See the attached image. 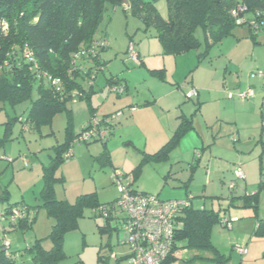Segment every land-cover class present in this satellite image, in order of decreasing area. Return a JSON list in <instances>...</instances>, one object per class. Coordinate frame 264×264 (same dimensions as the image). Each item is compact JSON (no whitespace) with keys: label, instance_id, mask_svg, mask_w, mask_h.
Returning <instances> with one entry per match:
<instances>
[{"label":"rangeland","instance_id":"374dc122","mask_svg":"<svg viewBox=\"0 0 264 264\" xmlns=\"http://www.w3.org/2000/svg\"><path fill=\"white\" fill-rule=\"evenodd\" d=\"M155 5L160 15L165 18L167 16L166 0H156ZM252 34L254 32L248 25H237L231 35L208 49L205 34L201 28H198L196 37L201 45L181 55H173L165 52L156 37L154 25H147L145 20L130 12L129 9L125 12L122 7L116 11L110 8L96 35L97 38L105 37L109 41V47L103 53L107 66L99 72H96L95 68L90 79H81L87 88L94 83V89L98 93V99H94L95 107L109 96L110 88L107 86V79L111 76H117L128 82L130 87L128 97L131 96L134 99L144 96L146 89L150 86L155 88L154 83L162 82L169 85L170 82H174V89L181 87L180 92L175 94L178 97L174 99V104L181 101L179 114L182 110L185 112L188 110L185 107L191 110V106H194L196 109L197 96L193 100L185 96L193 88L221 90L220 94L213 93L212 96L208 94L207 96L209 100L223 102L232 100H228L229 93H237L240 91L238 90L240 86H243L241 90L250 86L255 88L256 96L245 100L238 96L234 98V102H241L243 105L238 111L226 109V118L236 120L240 129L239 132L230 134L233 132H229L230 128H223L225 138L234 139L232 145L236 150L225 149L223 152L218 150L217 158H214L211 163L222 171L221 161L225 159L229 164L230 172L222 177V181L217 182L219 188L215 195L206 193L204 198L198 195L194 200V206L200 207L199 202L204 199L205 208L219 214L220 222L213 226L210 237L216 250L228 259L226 264H264V234H255L258 221L264 220V192L258 194L257 209L244 207L242 202L237 201L235 205L231 204L232 197L255 194L258 184L261 179H264V77L260 76V74L264 76V32L258 31L257 35L254 34V38ZM131 43L135 44V49L138 50L137 47H139L142 51L141 57L138 54V61L130 56ZM206 50L208 55L201 59L200 54ZM140 59L145 60L143 65L139 63ZM80 63L85 72L93 68L87 62ZM155 70H163L166 82L153 75ZM126 97L125 93L123 98ZM32 98L37 99L36 90L32 93ZM30 105L31 99L15 105L0 101V195L7 189L11 195V203L23 202L29 207L30 216L35 218L33 231L25 234L5 233L3 230L8 228V221L0 220V240L6 239L13 250L24 247L26 242L43 239L50 234L54 221L49 218L46 210L41 208L44 166H47L55 155L54 147L65 142L69 121L72 120L74 134L80 133L88 122L89 111H91L88 101L77 99L68 104L72 118L67 112H61L53 118L50 125H44L39 131H34L30 128L26 129L21 119H18L26 120ZM176 111L175 109L174 117L178 114ZM131 118L130 113L126 115V119ZM138 130L137 126L125 128V132L131 133L137 142H142ZM120 131H117V134ZM9 136L10 140H8ZM224 143L226 146L227 142ZM120 145L123 146L124 141L118 134L115 143L109 145V149H113L111 152L114 166L102 167L95 157L102 153L103 143L96 142L89 145L76 143L73 148L74 157L64 162L57 171V175L62 176L63 181L58 182L54 187L56 197L59 200L75 203L79 196L95 193L101 204L114 201L119 195L113 179L115 167L117 172L131 176L133 188L139 191L142 190L140 182L137 183L140 179L141 183L147 184L150 188L174 191V188L179 185L177 180L181 178L183 170L190 173L197 170L198 177L195 183L198 187L204 185L200 177L207 174V161L199 168L198 162L185 164L175 161L174 156L170 161L168 159L160 163L141 164L143 152L156 151L151 149L145 151L143 147H136V145L130 148L118 147ZM198 148L201 149L202 146ZM242 156L243 159H241ZM192 164L195 166L193 170H191ZM234 164L237 167L240 166L248 176L244 180H237V193L230 189L231 181L228 179L232 177L234 179V175H231ZM138 168L140 169L138 177L135 178L133 174ZM177 174L180 175L175 177ZM206 187L209 188L207 185ZM2 209L3 206L0 207V211ZM224 219L231 221V225H234L233 229L222 225L221 221ZM110 224L108 233L101 232V227L107 226L106 220L88 209L85 217L79 219L78 227L65 235L64 264H101L99 257L109 256L111 253H115L118 258L127 256L130 253V246L125 243L122 225L118 221H111ZM43 243L46 249L53 247L50 239L44 240ZM236 246L246 247L248 254L241 255L236 250ZM197 255L207 260H198L195 258ZM24 258L27 262L31 260L29 255ZM193 258L195 260L191 263L187 262ZM211 259H214V254L211 252L181 249L178 260L171 264H214ZM120 264H129L128 259H123Z\"/></svg>","mask_w":264,"mask_h":264},{"label":"trees","instance_id":"16d2710c","mask_svg":"<svg viewBox=\"0 0 264 264\" xmlns=\"http://www.w3.org/2000/svg\"><path fill=\"white\" fill-rule=\"evenodd\" d=\"M155 1L0 0V101L15 105L31 99L26 120L18 119H21L25 128L34 131H39L44 125H50L53 118L61 112H67L72 118L68 104L77 99L88 101L92 111V117L80 133L74 134L72 120L69 121L65 142L54 147L55 155L50 163L44 166L41 208H44L49 218L54 221L50 234L46 238L26 242L25 246L18 250H13L11 245L7 248V240L1 239L0 264H64L65 235L78 227L79 219L85 217L88 209L100 217H103L102 209H108L109 217L104 218L107 226L101 227L103 233L109 232L111 221H118L113 215L112 206L120 195L114 201L101 204L96 194L90 193L81 195L75 203H70L59 200L54 191L55 185L63 181L57 171L64 162L74 157L75 144L94 123H97L100 130L107 131V138L84 144L103 143V151L95 157L96 161L102 167H112L107 142L120 122V118L113 119L119 112L103 117L95 116L96 107L92 105V97L96 94L94 83L87 88L81 81L90 79L95 68L96 72H99L107 66L103 53L109 44L101 47L100 43L105 37L100 39L96 35L110 8L116 11L122 7L125 12L129 9L145 20L147 25H154L156 37L165 52L173 55H181L201 45L196 37L198 28L205 34L208 49L231 35L237 25H248L256 35L258 31L264 32V0H166L165 18L160 15ZM241 19L244 21L240 22ZM254 34L252 38L255 37ZM207 55L206 50L200 57L202 59ZM81 61L91 64L93 68L85 72ZM139 63L144 64L141 60ZM153 75L166 82L163 70H155ZM53 80H58L59 84L53 85ZM125 82L124 79L111 76L107 79V86L110 91L113 88H123L122 94L115 92L121 97L127 92ZM34 90L37 91L35 100L32 98ZM198 111L199 107L196 112ZM192 118L193 116L181 115L180 123L172 137L156 152H143L141 164L167 161L182 137L194 130ZM194 168L195 166H192L191 169ZM139 170L138 168L134 172L135 178L138 177ZM134 191L140 192L135 189ZM261 192H264V179H261L255 194L232 197L231 204L235 205L237 201L242 202L244 207L257 209L258 194ZM2 193L0 207L3 206V209L0 211V220L8 221L9 225L3 231L21 234L33 231L35 218L30 216L29 207L23 202L11 203V195L7 189ZM18 208L20 213L17 215L15 211ZM178 218L174 256L164 264L177 261L178 255L175 253H179L181 249L211 252L214 254V259H211L214 264H226L228 259L216 250L210 237L213 226L220 222L218 213L205 207H194L190 203L189 207L180 212ZM118 222L121 224V221ZM255 234H264L263 219L258 221ZM46 239L52 241L51 249L44 247L43 241ZM26 255L31 257L28 262L24 258ZM109 256H100L99 260L108 259ZM195 258L207 260L201 255ZM195 258L187 262L191 263Z\"/></svg>","mask_w":264,"mask_h":264},{"label":"crops","instance_id":"0c3cea01","mask_svg":"<svg viewBox=\"0 0 264 264\" xmlns=\"http://www.w3.org/2000/svg\"><path fill=\"white\" fill-rule=\"evenodd\" d=\"M137 48H138L137 50L138 54L141 57L142 51L139 47ZM140 60L145 63L144 59H140ZM170 83L171 84L169 85H165L166 83H162V82L159 83L160 85L154 83L155 88H152L150 86L149 88L146 89L147 91L144 96H142L141 98L138 97L137 99L136 98L134 99V97L131 96L128 97L130 95V87L128 82H125L124 84L127 86V92H126L127 97L123 98V95L119 97L118 95L110 91L109 96H107V99L103 101L100 105L96 106L95 116L103 117L117 112L121 113L120 122L116 127L114 134L110 137V139L107 142L108 148L109 145H113L115 143L116 136L120 134V137L124 141V145L123 146L120 145L118 147L130 148L131 146L134 147L136 145V147L138 146L143 147L145 151H149V149L154 151L159 150L174 134L175 130L177 129L180 123L179 117L181 115L188 117L193 116L192 120H193L194 130L189 131L182 137V139L178 144V147L175 148L170 153L169 161L172 159L173 156L175 158L174 159L175 161L181 163L184 162L185 164L187 163L191 164L193 161H195V163L198 162L197 163L198 168L202 167V165L205 164L207 161L208 163L207 174L206 176L202 175L200 177L201 183L204 184L203 187L202 186L198 187L197 184L195 183V180L198 177L197 170L193 173H190V171L187 172L183 170L182 171L183 173L181 175L177 174L175 177L180 175L181 178L177 180L179 182V185L174 188V191H167L166 189H161V188H150L147 184L141 183V179L140 181L138 180L137 183L140 182V185L142 186V190L140 192L142 193L159 196L160 199L164 201L190 200V203L194 206V200L196 196L202 195L201 198H204L206 193L207 194L214 193L215 195L217 193V188H219L217 182L222 181L221 180L222 177H225L227 175L226 173L230 172L228 171V169L230 168L228 167L229 164L225 159H222L221 161L222 163L221 166L223 167L222 171L219 170L220 168L219 169L215 168V166L211 163V161H213L214 158H217L216 156L219 154L218 150H220V152H223V150L225 149H228L229 151L236 150L235 146L232 145V143L234 144V139L233 138L226 139L225 138L226 134L223 132V128L225 127L230 128L231 130H229V132L233 131L230 132V134H233L234 132H239L240 129L238 122L236 120H231L226 118V109L231 108L233 111H238V109L240 107H243V105L241 102H234L233 101L234 98H237V96L239 97V93L246 91L249 88H252L255 91V88L250 86L245 90H241L243 89V86H240L238 89L240 91L234 94L232 93L233 98H229L228 96V100L230 99L232 100L225 102L220 100L208 99L209 97L207 96V94L210 96H212L213 93L220 94L221 90L216 91V90H210L208 88H200V89L193 88L198 92L197 98L199 105H196V109L194 108V106L190 105L191 110L185 107V109L188 110L186 112L185 110H182L181 114H179L180 113L179 107H181V101H178L176 102V104H174V99L178 97L175 96V94L176 92H180L181 87L174 89V82H170ZM193 89L189 90L187 93H189ZM254 96H256V92ZM94 99H98V93L94 94V96L92 97L93 106L96 105ZM256 102L259 103L260 101L256 100ZM215 106H217L216 109H213V107L215 108ZM198 107L200 108V111L196 112ZM175 109L177 110L176 112L178 114H176V116L174 117ZM89 112H90L89 117L91 118L92 111ZM129 113H130V117H132L130 120L126 119V115H129ZM90 118L88 120H90ZM124 118L125 120H123ZM124 123L125 125L123 126ZM129 126H133V128H135L136 126L138 127L139 129L138 131L140 132V135L142 137L141 138L142 142L139 141L137 142L132 137L133 135L131 133L125 132V128L126 129L129 128ZM119 130L121 131L117 134V131ZM224 142H227L226 146H224L225 144ZM199 146H202V148L199 149L198 148ZM111 150L113 149L110 148L109 151L111 155L112 166H114L113 165L114 160ZM228 150L226 152H228ZM241 159H243V156ZM192 166L193 164L191 165V168ZM236 167L237 165L234 164V166L231 168L232 171L231 175L232 174L234 175L235 180L233 179V177L228 179L231 181V183L233 182L236 183L237 190L235 189L234 191L237 193L238 183L236 182V176H235ZM114 170L118 171L116 167L114 168ZM142 176H143V172H142ZM128 177L131 179V176L128 175ZM246 178H248V176L245 173V179ZM225 179L227 180V178ZM206 185L209 186V188L206 187ZM208 190L210 192H208ZM205 203L206 202L204 199L200 200L199 202L200 207H205ZM233 227L234 225H232L231 229H233Z\"/></svg>","mask_w":264,"mask_h":264},{"label":"built area","instance_id":"2783aa9c","mask_svg":"<svg viewBox=\"0 0 264 264\" xmlns=\"http://www.w3.org/2000/svg\"><path fill=\"white\" fill-rule=\"evenodd\" d=\"M244 21L243 19L240 22ZM108 40L101 41L100 46H108ZM129 53L132 59L138 61V52L135 44L131 43ZM261 77H264L260 74ZM255 77V75H253ZM53 85L59 84L58 80H53ZM112 92L123 93V88L111 89ZM198 92L193 89L187 93L186 98L192 99L197 96ZM255 95L252 88L239 93L241 99H249ZM229 98H233V94L229 93ZM121 113L114 115L113 119L118 120ZM28 129V127L26 128ZM107 131L100 130L97 123L79 138V143L94 141L96 139L105 140ZM69 158V154L67 155ZM237 180L245 179V172L239 166L235 170ZM114 184L118 188L120 198L112 206L116 220L121 221L122 229L125 232V243L130 246V253L123 257L128 259L129 264H164L172 255L174 256V242L176 235V227L179 223L180 212L190 206L189 200H162L159 196L142 192H135L131 179L115 171L113 173ZM230 189H236V183L230 185ZM15 213H20L19 208ZM103 218H108L107 208L102 209ZM121 218V220H119ZM222 225L231 228V221L224 219ZM6 247L10 244L6 241ZM236 250L241 255H247L248 250L243 246H236ZM179 255V253H175ZM115 259V261H113ZM122 259V260H123ZM115 253H111L108 259L102 260L101 264H120L122 261Z\"/></svg>","mask_w":264,"mask_h":264}]
</instances>
